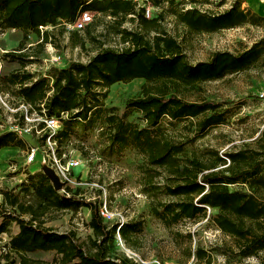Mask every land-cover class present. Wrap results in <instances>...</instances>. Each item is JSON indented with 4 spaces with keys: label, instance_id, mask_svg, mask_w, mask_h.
Masks as SVG:
<instances>
[{
    "label": "trees",
    "instance_id": "16d2710c",
    "mask_svg": "<svg viewBox=\"0 0 264 264\" xmlns=\"http://www.w3.org/2000/svg\"><path fill=\"white\" fill-rule=\"evenodd\" d=\"M244 3L245 0H235L229 9L219 13L195 7L174 14L194 34L264 22L263 15L245 8ZM85 11L111 17L117 24L116 34L128 46L121 50L100 47L88 62L52 67L48 75L39 78L25 69V43L32 33L40 38L36 47L41 53L46 44L53 43L56 29L61 27L64 33L66 24L76 22ZM145 12L135 0H0V26L23 34L19 47L2 57L1 91L30 104L32 112L42 113L45 109L49 117L65 122L56 136L58 146L69 137L72 126L81 122L99 129L107 144L105 149L111 153L135 149L144 158L141 183L151 199L152 213L170 230L185 220L209 218L236 241L242 257L257 256L264 250V163L260 159L264 152L240 150L217 156L221 162L229 160L230 165L225 170H215V163L183 157L186 142L170 136L163 123L168 120L174 125L187 120L198 126L201 135L226 123L227 111L220 103L188 100L185 93L201 83L264 66V38L241 52L219 50L210 60L192 64L178 39L159 30V17L147 18ZM129 16L138 19L144 31L122 28ZM99 24L96 19L88 25L85 36H91ZM41 26H51L52 30L42 32ZM74 35L79 37V31ZM75 44L83 46L84 42ZM136 79L145 80L141 94L127 101L124 114L106 104L113 85ZM133 111L141 113L143 124L129 118ZM23 143L15 131L0 134V150ZM233 185L248 189H232ZM22 191L25 196L8 189L0 192V211L12 208L15 212L1 223L0 233L8 232L13 221L20 228L9 241L10 251L19 256L14 264H43L31 256L49 252L56 254L59 264H141L126 253L115 254V246L119 235L134 247L143 222L131 220L110 226L98 201L85 202L71 188L66 190L69 195L59 193L42 171L31 174L22 184ZM82 206L91 211L87 224L92 235L88 241H80L75 231L60 233L44 225V217L50 212L78 210ZM192 254L190 248L189 257ZM195 255L203 260L207 253L197 248Z\"/></svg>",
    "mask_w": 264,
    "mask_h": 264
},
{
    "label": "rangeland",
    "instance_id": "374dc122",
    "mask_svg": "<svg viewBox=\"0 0 264 264\" xmlns=\"http://www.w3.org/2000/svg\"><path fill=\"white\" fill-rule=\"evenodd\" d=\"M135 1L138 2V7L146 9L147 18L159 17V30L178 39L187 60L192 64L210 60L213 53L219 50L241 52L264 38V22L260 25L247 24L224 29L212 34H194L178 22L174 14L176 11L195 7L205 12L219 13L229 9L235 0ZM249 1L264 8V3L260 0ZM243 6L248 9L245 4ZM91 13L94 21L99 19L100 24L93 29L89 37L85 36L84 30L79 32V37L74 35L76 31L73 30L66 29L62 33L60 27L54 32L53 43L46 44L45 50L39 53L40 48L36 46L40 38L32 33L25 43V69L39 78L48 75L52 67H66L74 61L88 62L100 47L121 50L128 46L122 42L120 35L116 34L117 24L111 17ZM122 28L144 31L138 19L132 20L131 16ZM154 35L155 31H152L151 37ZM22 38V32L0 26V70L3 55L17 49ZM76 42H84V45H76ZM54 56H61L55 64L52 61ZM144 82L143 79H136L130 83L113 85L106 104L117 107L118 112L124 114L127 111V101L141 94ZM1 86L3 85L0 82V134L12 131L15 125L24 124L23 112L16 113L10 109L19 103L20 98L12 93H3ZM263 91L264 66H256L224 79L201 83L195 90L186 92L185 97L193 101L214 100L220 103L222 109L227 111V122L212 127L202 135L198 126L190 124L187 120L174 125L166 120L163 125L168 127L170 136L186 142L183 157H199L211 164H217L215 170H225L230 161L221 162L217 156L225 157L226 153L240 150L264 152V99L260 97ZM32 113L33 117H39L37 111ZM67 118L65 115L64 120ZM129 118L140 124L144 123L138 111L131 112ZM38 122L40 121L35 123ZM44 135L45 131L37 133L34 130L32 134L20 135L23 145H13L0 150V192L8 189L25 196L22 184L29 180L31 174L43 172L45 164L49 163V158L45 156L47 145L43 139ZM106 145L97 127L81 122L74 124L69 137L64 138L59 147L67 159L76 157L81 164L74 168L69 181L55 189L64 193V190L71 188L73 192L77 191L78 197L85 202L98 201L102 210L108 209L110 217L105 220L110 226L131 220L143 222V231L137 235L134 247L128 246L119 235L117 236L115 254L126 253L141 264L172 261L179 264H264V250L257 256L242 257L236 241L222 232L212 219L185 220L175 225L172 230L167 228L153 215L151 199L143 191L142 155L133 148L111 153L105 149ZM32 147L37 148V158L35 162L28 163L27 158ZM260 159L264 163V153ZM157 182L164 181L158 179ZM53 185L55 187L54 183ZM231 188L248 189L242 185H233ZM163 197L165 200L170 199ZM2 200L3 195L0 193V201ZM209 212L215 213L214 210ZM9 213L15 214L12 208L0 211V225L7 220ZM25 216L28 218V215ZM90 217L91 211L87 206L78 210L52 211L44 217V225L60 233L75 231L80 241H88L92 235V229L87 224ZM19 231V226L13 221L8 232L0 233V264H14L13 260L19 261V256L9 249L11 236ZM190 248L193 254L189 257ZM197 248L206 251L205 259L197 258ZM31 257L43 264H59L54 252Z\"/></svg>",
    "mask_w": 264,
    "mask_h": 264
},
{
    "label": "built area",
    "instance_id": "2783aa9c",
    "mask_svg": "<svg viewBox=\"0 0 264 264\" xmlns=\"http://www.w3.org/2000/svg\"><path fill=\"white\" fill-rule=\"evenodd\" d=\"M260 2L264 3V0H260ZM94 21L93 15L89 11L83 12L80 17L76 20L74 23L66 24V28L68 30L73 31H83L87 28L88 25H90ZM51 26H41L40 30L42 32L48 30ZM52 28V27H51ZM61 59V56H54L52 61L53 64L58 62ZM260 97L264 99V91L260 94ZM5 105L8 106L7 102H3ZM13 112H23V119L24 124L23 125H15L14 128H12V131H15L19 136H23L26 134H32L34 130L37 133H41L42 131H45V143L47 145L46 149V155L49 158V163L45 164L43 172L50 178L51 174H55L57 178L59 179L60 183L63 185L64 182L70 180V176L72 171L75 167L79 166L81 164V161L78 160L76 157L66 158V154L63 153L62 155L58 152V142L56 139L57 134L60 132V130L63 127V123L60 119L55 117H49L45 111V109L42 111V113H39V117H33L32 116V106L30 104L25 103L23 100H19V103L16 104V106H12L10 108ZM36 121H40L35 123ZM40 126V128H39ZM37 158V148L32 147L29 150V155L27 158L28 163H33L36 161ZM50 173V175H49ZM64 193L70 194L66 190H64ZM101 213L106 217H110L108 209H101ZM137 261V260H136ZM159 264H179L176 262H164Z\"/></svg>",
    "mask_w": 264,
    "mask_h": 264
},
{
    "label": "crops",
    "instance_id": "0c3cea01",
    "mask_svg": "<svg viewBox=\"0 0 264 264\" xmlns=\"http://www.w3.org/2000/svg\"><path fill=\"white\" fill-rule=\"evenodd\" d=\"M244 4L248 7V9H251L252 11L260 13L261 15L264 16V8L259 6L258 4L249 0H246Z\"/></svg>",
    "mask_w": 264,
    "mask_h": 264
},
{
    "label": "water",
    "instance_id": "95a60500",
    "mask_svg": "<svg viewBox=\"0 0 264 264\" xmlns=\"http://www.w3.org/2000/svg\"><path fill=\"white\" fill-rule=\"evenodd\" d=\"M49 175H50V173H49ZM50 179L55 184V188H59L60 187L61 183H60L59 179L57 178V176L55 174H51L50 175Z\"/></svg>",
    "mask_w": 264,
    "mask_h": 264
}]
</instances>
